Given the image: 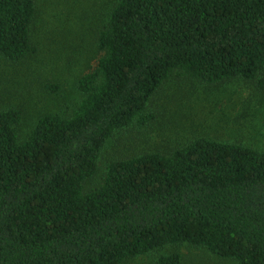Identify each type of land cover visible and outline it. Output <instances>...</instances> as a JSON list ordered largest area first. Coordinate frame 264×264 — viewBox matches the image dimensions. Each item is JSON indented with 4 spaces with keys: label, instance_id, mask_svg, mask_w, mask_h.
<instances>
[{
    "label": "trees",
    "instance_id": "1",
    "mask_svg": "<svg viewBox=\"0 0 264 264\" xmlns=\"http://www.w3.org/2000/svg\"><path fill=\"white\" fill-rule=\"evenodd\" d=\"M79 1L99 16L102 52L76 80L79 99L24 136L25 108L1 95L0 264H126L184 244L264 264V150L201 136L126 153L119 136L157 118L152 100L171 78L264 89V0ZM38 16V0H0L10 63L41 50ZM114 142L119 154L106 155ZM185 260L175 251L155 264Z\"/></svg>",
    "mask_w": 264,
    "mask_h": 264
},
{
    "label": "rangeland",
    "instance_id": "2",
    "mask_svg": "<svg viewBox=\"0 0 264 264\" xmlns=\"http://www.w3.org/2000/svg\"><path fill=\"white\" fill-rule=\"evenodd\" d=\"M38 4L33 35L41 47L39 53L23 64L10 63L0 53V99L12 97L25 108L24 136L40 115L68 111L79 99L77 78L95 67L102 54L93 42L91 22H98L99 16L84 17L82 1L38 0ZM48 83L60 90H50ZM151 104L157 114L154 121L141 130L134 127L119 133L127 141L126 153L170 150L201 136L264 150V89L256 82L235 79L208 85L171 78ZM115 143L107 146L106 155L117 150ZM175 251L184 254L185 264H236L189 244L170 246L126 264H155L159 255Z\"/></svg>",
    "mask_w": 264,
    "mask_h": 264
}]
</instances>
